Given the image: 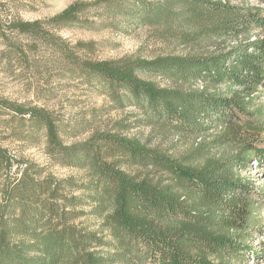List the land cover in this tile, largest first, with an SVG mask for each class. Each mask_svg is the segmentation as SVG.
Listing matches in <instances>:
<instances>
[{"label": "trees", "instance_id": "1", "mask_svg": "<svg viewBox=\"0 0 264 264\" xmlns=\"http://www.w3.org/2000/svg\"><path fill=\"white\" fill-rule=\"evenodd\" d=\"M150 26L217 47L148 61L98 60L86 56L92 43L72 45L61 36ZM263 27L246 6L222 0L77 1L44 20L0 19L6 71L36 66L40 47L50 49L70 76L96 80L116 109L134 108L142 118L67 144L54 111L0 96V264H241L264 219L254 200L264 188L254 193L238 173L250 157L264 161V147L246 139L264 129L240 120L252 115L249 104L264 91V41L250 42ZM140 126L196 140L220 127L214 142L238 144L244 160L199 165L126 135ZM10 139L22 149L44 141L52 163L85 177L60 179L18 159L2 144ZM88 217L100 221L99 231L85 225Z\"/></svg>", "mask_w": 264, "mask_h": 264}, {"label": "rangeland", "instance_id": "2", "mask_svg": "<svg viewBox=\"0 0 264 264\" xmlns=\"http://www.w3.org/2000/svg\"><path fill=\"white\" fill-rule=\"evenodd\" d=\"M3 4L0 7V19L21 18L25 21L44 20L56 16L77 1L93 2L96 0H0ZM230 1L235 6H246L251 13L264 19V0H222ZM61 36L72 45L79 42L92 43L91 53L86 56L98 60H119L134 58L153 60L158 57L169 55L191 56L206 51H214L217 46L211 44H190L181 39L170 37L157 27H109L101 31H86L82 29L66 30ZM258 39L264 41V27L253 31L250 42ZM27 43V39H23ZM233 41L232 44H237ZM225 44L223 45L224 49ZM3 43L0 40V53L3 50ZM221 48V47H219ZM82 53V52H81ZM85 53L79 54L83 57ZM37 65L18 66L13 70H5L4 64L0 63V96L18 101L20 103H32L46 107L55 112L63 121L65 130L64 141L67 144L84 142L90 135L103 128H114L116 123L133 125L141 121V116L134 108L118 110L110 102L103 91L98 88V82L91 80L90 83L70 76L65 63L59 54L50 49L40 47L36 53ZM161 86H168L169 83L161 78H150ZM200 90L204 84L197 86ZM224 91V90H223ZM254 102L249 104L252 115H240L244 122L252 121L253 124L264 129V91H259L253 96ZM138 126V125H137ZM220 127L217 130L204 134L201 138L183 137L175 135L166 129L157 127L140 126L131 129L127 136L137 138L149 148H159L175 156H189L199 165L208 161H225L239 157L238 144L219 145L214 142ZM249 142L257 143L264 147L263 135H255L246 138ZM2 144L8 147L12 153L23 161H34L57 178H75L82 180L85 177L83 171L61 167L52 163L45 153V144L42 141L39 145L28 149L21 148V143H12L10 140H3ZM250 157L244 160L247 165L238 167L241 178L251 184L254 193L258 188H264V161L255 160ZM262 203L264 217V196L256 195L254 198ZM85 225L92 231H99L100 221L92 217L83 219ZM261 232L247 245V251L241 264H264V219Z\"/></svg>", "mask_w": 264, "mask_h": 264}, {"label": "built area", "instance_id": "3", "mask_svg": "<svg viewBox=\"0 0 264 264\" xmlns=\"http://www.w3.org/2000/svg\"><path fill=\"white\" fill-rule=\"evenodd\" d=\"M202 84V83H199V85Z\"/></svg>", "mask_w": 264, "mask_h": 264}]
</instances>
